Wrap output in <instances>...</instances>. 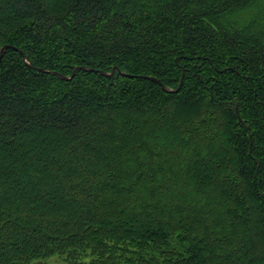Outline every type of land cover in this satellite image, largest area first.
Wrapping results in <instances>:
<instances>
[{"label": "trees", "instance_id": "trees-1", "mask_svg": "<svg viewBox=\"0 0 264 264\" xmlns=\"http://www.w3.org/2000/svg\"><path fill=\"white\" fill-rule=\"evenodd\" d=\"M3 45L0 264H264V0H0Z\"/></svg>", "mask_w": 264, "mask_h": 264}, {"label": "water", "instance_id": "water-1", "mask_svg": "<svg viewBox=\"0 0 264 264\" xmlns=\"http://www.w3.org/2000/svg\"><path fill=\"white\" fill-rule=\"evenodd\" d=\"M8 47L13 48V47L10 46V45H3V46L0 48V59H1V57H2V54H3V52H4V49H5V48H8ZM14 49H16V48H14ZM19 52L21 53V51H19ZM27 64H28V63H27ZM76 69H83V70H87V71H95V70L92 69V68H87V67H82V66H78V67H76ZM38 70H41V71H42V69H38ZM114 70H115V69H113V70L110 72V74H112V73L114 72ZM100 73L105 74V75H108V73H104V72H102V71H100ZM73 75H74V73H72L71 76H73ZM129 76H137V75H129ZM59 77H60V78H65V79L70 78V77L62 76V75H60V74H59ZM138 77L146 78V79H150V80L155 81L156 83H158L159 85L162 86V84L160 83V81H159L157 78L153 77V76L138 75ZM179 88H180V85H179V86L177 87V89H175L174 91H177ZM163 89H165V88L163 87ZM167 91H170V90H167Z\"/></svg>", "mask_w": 264, "mask_h": 264}, {"label": "rangeland", "instance_id": "rangeland-1", "mask_svg": "<svg viewBox=\"0 0 264 264\" xmlns=\"http://www.w3.org/2000/svg\"><path fill=\"white\" fill-rule=\"evenodd\" d=\"M42 261L49 264H69L64 260L63 256L57 254L49 256Z\"/></svg>", "mask_w": 264, "mask_h": 264}]
</instances>
